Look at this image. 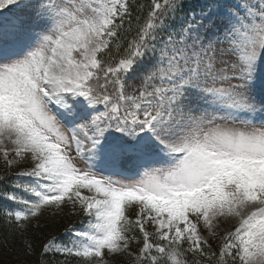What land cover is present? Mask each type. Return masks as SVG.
<instances>
[{
  "label": "snow or ice",
  "instance_id": "snow-or-ice-1",
  "mask_svg": "<svg viewBox=\"0 0 264 264\" xmlns=\"http://www.w3.org/2000/svg\"><path fill=\"white\" fill-rule=\"evenodd\" d=\"M136 8L0 0V220L81 217L37 264H264V0Z\"/></svg>",
  "mask_w": 264,
  "mask_h": 264
},
{
  "label": "trees",
  "instance_id": "trees-1",
  "mask_svg": "<svg viewBox=\"0 0 264 264\" xmlns=\"http://www.w3.org/2000/svg\"><path fill=\"white\" fill-rule=\"evenodd\" d=\"M150 0H134L138 8L147 9ZM194 3L195 0H189ZM10 171L4 163L0 168V175ZM0 207H8L0 201ZM72 211L68 207H63L58 211H50L49 208L43 210L42 214L37 218V224L27 221V226H16L12 224L8 226L3 220H0V264H37L40 259L39 253L41 246L50 236L62 233L63 230L73 222L81 219L80 216L72 215ZM130 216V215H129ZM131 217V216H130ZM149 231H152L150 228ZM191 259V257H189ZM47 259L63 261L68 259L70 264H77L76 258L65 257H48ZM108 264H128L118 262L117 257H106Z\"/></svg>",
  "mask_w": 264,
  "mask_h": 264
},
{
  "label": "rangeland",
  "instance_id": "rangeland-1",
  "mask_svg": "<svg viewBox=\"0 0 264 264\" xmlns=\"http://www.w3.org/2000/svg\"><path fill=\"white\" fill-rule=\"evenodd\" d=\"M7 148H11V145H6ZM11 159V155L9 157ZM5 163L4 161V156H3V153L0 152V168L2 167V165ZM31 166V163L30 161H24V160H18L14 163V169L12 170L13 173L17 172V171H20L21 169H24V168H27V167H30ZM4 190H7V189H4ZM65 206H68L69 209H71L70 211H73L72 207L69 205V204H65ZM64 206V207H65ZM17 205H15L14 207L12 208H16ZM51 209H54L55 211H58L59 209L55 208V207H49ZM131 209H133V211H130ZM130 211V212H129ZM135 211L136 209L134 210V207L133 208H130L128 210V215L132 216V218L135 217ZM29 221V220H28ZM34 225L37 224V221H34L33 223ZM231 225H225L219 229H217L218 233L222 234L223 233V230L224 228H230ZM201 234L202 235H205L207 236V232L203 229V227H201ZM209 243H212L213 244V248H216V244L213 243V241L209 238ZM140 245H134L130 251L132 252H138V248H139ZM105 256H110L112 257V255H109L107 252H105ZM117 257V261L118 262H124V263H128V264H134V260H135V257L134 256H127L126 254L125 255H116ZM199 258V257H198ZM145 264H147V261L145 262Z\"/></svg>",
  "mask_w": 264,
  "mask_h": 264
}]
</instances>
